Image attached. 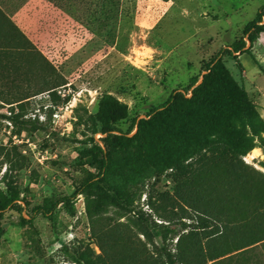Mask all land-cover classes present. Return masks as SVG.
Listing matches in <instances>:
<instances>
[{
  "label": "rangeland",
  "instance_id": "obj_1",
  "mask_svg": "<svg viewBox=\"0 0 264 264\" xmlns=\"http://www.w3.org/2000/svg\"><path fill=\"white\" fill-rule=\"evenodd\" d=\"M261 8L0 0V191L16 186L26 199L4 213L0 264H167L169 252L181 264H264V32L252 47L245 38L249 52L223 56L204 119L190 115L194 138L85 186L103 104L127 106L117 123L127 131L201 80ZM63 197L51 217L34 214Z\"/></svg>",
  "mask_w": 264,
  "mask_h": 264
},
{
  "label": "trees",
  "instance_id": "obj_2",
  "mask_svg": "<svg viewBox=\"0 0 264 264\" xmlns=\"http://www.w3.org/2000/svg\"><path fill=\"white\" fill-rule=\"evenodd\" d=\"M262 32H264V11L261 8L257 17L245 27L242 39L222 49L218 55L204 63L205 73L202 74L201 80L199 75L193 76L188 87L172 91L161 106L153 108L145 117L135 118L127 131L117 126L119 121L128 116L127 106L115 100L106 101L97 119L91 124L93 134L101 132L103 136L99 139L92 137L93 145L86 151L96 170V177L87 181L85 186L106 182L108 175L118 166H139L145 161L147 152L162 153L168 148L182 146L189 137L194 138L195 129L194 125L189 123L190 115L193 113V121L204 119L200 104L219 84L215 71L224 66L223 56L249 52V48L244 49L247 45L245 38H248L252 47L255 39ZM189 90L191 95L187 96ZM134 129L136 132L131 134ZM69 199L70 197H63L49 207L36 206L33 212L51 217L58 205ZM25 200L16 186L10 185L5 191H0V242L5 233L2 224L4 213L8 209L21 211ZM203 225L207 227L208 223L204 221ZM179 256L182 258V254ZM166 263L181 264L182 261L179 262L178 257L169 252Z\"/></svg>",
  "mask_w": 264,
  "mask_h": 264
},
{
  "label": "bare ground",
  "instance_id": "obj_3",
  "mask_svg": "<svg viewBox=\"0 0 264 264\" xmlns=\"http://www.w3.org/2000/svg\"><path fill=\"white\" fill-rule=\"evenodd\" d=\"M256 153V152H255ZM252 156H254V154H252Z\"/></svg>",
  "mask_w": 264,
  "mask_h": 264
}]
</instances>
